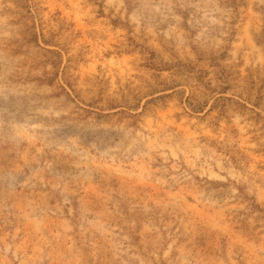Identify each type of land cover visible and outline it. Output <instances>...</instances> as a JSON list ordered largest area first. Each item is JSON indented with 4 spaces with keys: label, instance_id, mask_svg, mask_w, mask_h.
<instances>
[{
    "label": "rangeland",
    "instance_id": "rangeland-1",
    "mask_svg": "<svg viewBox=\"0 0 264 264\" xmlns=\"http://www.w3.org/2000/svg\"><path fill=\"white\" fill-rule=\"evenodd\" d=\"M0 264H264V0H0Z\"/></svg>",
    "mask_w": 264,
    "mask_h": 264
}]
</instances>
